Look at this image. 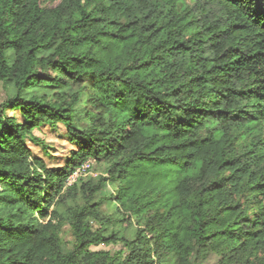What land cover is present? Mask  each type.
Segmentation results:
<instances>
[{
  "label": "trees",
  "instance_id": "trees-1",
  "mask_svg": "<svg viewBox=\"0 0 264 264\" xmlns=\"http://www.w3.org/2000/svg\"><path fill=\"white\" fill-rule=\"evenodd\" d=\"M0 82V264H264V0H0Z\"/></svg>",
  "mask_w": 264,
  "mask_h": 264
},
{
  "label": "rangeland",
  "instance_id": "rangeland-1",
  "mask_svg": "<svg viewBox=\"0 0 264 264\" xmlns=\"http://www.w3.org/2000/svg\"><path fill=\"white\" fill-rule=\"evenodd\" d=\"M188 3L191 4V2H188ZM49 53L50 51L43 52L42 55L46 56ZM75 91L76 89L74 88H65V89L58 90V92L60 93H67V94H72ZM53 93L54 91H52L51 89L34 88V89L27 91L24 94V98L29 99L30 97H34V96L51 95ZM13 95H14V90H13L12 84L10 82H7V83L0 82V103H2L6 97H12ZM79 108L81 112H79V110L77 111L79 113H77V116H76V123L78 127L84 128L87 126V120L82 119V116L84 115L83 111L85 109L84 100L80 104ZM7 114L15 116L18 120L21 119L17 111L12 112V113L8 112ZM32 134L36 138L44 141L46 150L49 151V153L53 157L52 158L46 157L45 153L43 152L42 147L35 146L32 143H30V141L28 140V144L30 145L33 153L38 157H42L50 165L51 164L61 165L64 162V159L69 153V151L74 148L73 145L69 144V142L67 141V138H65L66 137L65 129L60 124H58L57 127L54 129H50L48 126H44L40 128L39 130H34ZM87 165H88L87 173L90 174L92 178L97 179L99 175L101 174L102 166L96 165L95 163L91 161L87 162ZM88 174L84 175L83 178L87 177ZM73 182L74 181L72 179L67 178L65 183L67 186H69ZM115 188L108 187L104 195L107 196L109 194H114L116 191ZM102 200L103 202L101 203V210L106 215L111 214L114 210V206L106 205V202H104L103 197L101 198V201ZM119 234L122 235L123 233L120 232ZM63 237L68 246L70 241H72V238L67 232V228H65L63 231ZM124 237L128 239L129 238L132 239L133 232L131 230L127 231ZM68 248H70V246H68ZM121 249L122 247L120 246V244L99 245L97 247L90 248V250L92 251H111V252L120 251ZM162 264H177V261L173 256L169 255L162 260ZM199 264H218V258L214 254H211L205 260H202Z\"/></svg>",
  "mask_w": 264,
  "mask_h": 264
},
{
  "label": "built area",
  "instance_id": "built-area-1",
  "mask_svg": "<svg viewBox=\"0 0 264 264\" xmlns=\"http://www.w3.org/2000/svg\"><path fill=\"white\" fill-rule=\"evenodd\" d=\"M88 170L87 162L79 166L77 169L74 170V172L68 177L69 179H72L74 182L78 177H82L86 175Z\"/></svg>",
  "mask_w": 264,
  "mask_h": 264
}]
</instances>
